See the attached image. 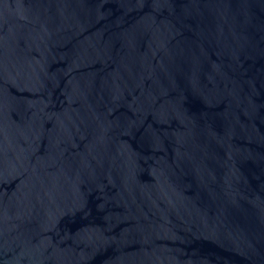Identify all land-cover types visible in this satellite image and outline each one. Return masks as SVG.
I'll return each instance as SVG.
<instances>
[{"label":"water","instance_id":"water-1","mask_svg":"<svg viewBox=\"0 0 264 264\" xmlns=\"http://www.w3.org/2000/svg\"><path fill=\"white\" fill-rule=\"evenodd\" d=\"M0 264H264V0H0Z\"/></svg>","mask_w":264,"mask_h":264}]
</instances>
